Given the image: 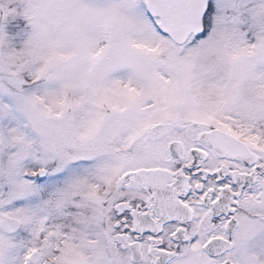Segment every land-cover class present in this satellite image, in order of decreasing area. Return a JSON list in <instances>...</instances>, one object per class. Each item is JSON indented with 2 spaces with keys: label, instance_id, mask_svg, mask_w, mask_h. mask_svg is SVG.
Returning <instances> with one entry per match:
<instances>
[{
  "label": "snow or ice",
  "instance_id": "1",
  "mask_svg": "<svg viewBox=\"0 0 264 264\" xmlns=\"http://www.w3.org/2000/svg\"><path fill=\"white\" fill-rule=\"evenodd\" d=\"M0 264H264V0H0Z\"/></svg>",
  "mask_w": 264,
  "mask_h": 264
}]
</instances>
